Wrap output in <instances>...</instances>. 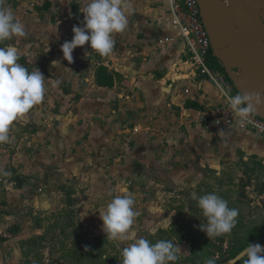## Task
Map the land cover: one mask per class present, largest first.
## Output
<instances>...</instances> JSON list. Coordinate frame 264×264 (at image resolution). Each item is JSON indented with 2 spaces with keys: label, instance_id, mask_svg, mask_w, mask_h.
<instances>
[{
  "label": "crops",
  "instance_id": "1",
  "mask_svg": "<svg viewBox=\"0 0 264 264\" xmlns=\"http://www.w3.org/2000/svg\"><path fill=\"white\" fill-rule=\"evenodd\" d=\"M18 1L21 5L14 12L15 18L25 30L39 31L52 43L53 35L72 31L75 22L84 26L85 0H77L80 7L76 21L67 8L61 13L60 7L67 6L68 0H42L50 4V10L44 12L27 7L30 0ZM35 1L38 5L41 0ZM128 3L129 26L116 38L113 53L100 57L102 65L88 67L98 57L85 55L92 51L88 43L74 49L71 64L63 60L62 52L46 57L44 65L51 71L47 73L54 78L39 70L46 79L44 98L12 125L15 131L18 124L35 127L38 137L32 143L31 162L39 166L34 162L39 160V148L49 155L52 144L59 140L62 147L67 145L66 158L74 160L72 165L81 168L86 160L93 165L96 162L92 172L100 186L109 184L101 178H110V184L115 185L130 178L140 189L161 192L179 190L210 170L227 168L240 157L264 164L263 132L202 120L211 118L214 109L224 105L222 94L210 81L189 69L172 78L175 65L188 62L190 56L179 28L172 24L170 0ZM172 38L174 41H166ZM16 39L21 53L36 46L32 41ZM54 61L60 65L52 67ZM102 66L115 77L110 88L96 83L97 70ZM83 74L84 79L92 76L90 83H84ZM56 109L59 124L53 123ZM86 132L88 140L83 137ZM88 142L95 147V154L84 151ZM66 168L62 172L69 174Z\"/></svg>",
  "mask_w": 264,
  "mask_h": 264
},
{
  "label": "rangeland",
  "instance_id": "2",
  "mask_svg": "<svg viewBox=\"0 0 264 264\" xmlns=\"http://www.w3.org/2000/svg\"><path fill=\"white\" fill-rule=\"evenodd\" d=\"M30 1H26L27 7L50 10L48 1L41 0L38 5L35 0ZM68 1L70 6L60 7L61 13H66L67 8L76 21L73 7L80 4L77 0ZM20 5L18 0H0V7L13 15ZM74 26L79 27L77 22ZM25 31L20 41H32L36 46L22 51L18 63L30 72L38 68L50 76L47 72L51 71L44 65L46 57L60 53L61 45L73 39V30L53 35V43L39 31ZM16 41L13 37L0 43V47H17ZM100 57L95 60L102 65ZM81 77L87 84L84 74ZM53 111V123L59 124V110ZM18 125L16 131L10 127L9 141L0 143V264H122V249L132 241L107 240L100 219L107 203L118 194V185L135 199L137 215L131 232L150 243L165 240L177 245L180 251L175 264H206L208 259H214L215 264L232 263L246 245L264 242V164L255 158L240 157L227 168L210 170L179 190L148 191L137 187L130 178L120 179L116 185L110 184V178H101L109 184L100 186L92 172L96 162L93 165L86 160L81 168L72 165L74 160L66 158L67 145L62 147L59 140L52 144L49 155L39 148V160L34 161L39 166L32 163V143L38 137L35 127ZM84 135L88 140V132ZM83 149L94 154L96 150L89 142ZM62 168L68 169L69 174L63 173ZM209 193L225 199L239 213L232 231L214 239H208L199 227L206 220L197 200ZM246 259L237 264H244Z\"/></svg>",
  "mask_w": 264,
  "mask_h": 264
},
{
  "label": "clouds",
  "instance_id": "3",
  "mask_svg": "<svg viewBox=\"0 0 264 264\" xmlns=\"http://www.w3.org/2000/svg\"><path fill=\"white\" fill-rule=\"evenodd\" d=\"M130 5L128 0H85L83 27H73V39L61 45L63 60L73 62L74 49L90 45L91 53L107 57L113 53L116 38L129 26ZM25 26L12 12L0 7V43L13 37H24ZM22 53L15 45L0 47V143L9 141V130L15 121L23 118L45 95V77L38 68L34 71L18 63ZM60 65L53 62L52 67ZM264 102V93H239L229 99V105L239 127H244L254 112V103ZM118 194L100 214L102 231L109 241L131 240L122 249V264H175L180 248L171 241L150 243L145 238H136L131 226L137 215L132 193L117 186ZM197 206L206 220L200 230L208 239L230 233L235 227L238 210L230 208L228 202L215 193L205 194L197 200ZM87 250V249H86ZM246 256L244 264H264V248L259 244H248L241 254ZM107 259V258H105ZM206 264H215L208 259Z\"/></svg>",
  "mask_w": 264,
  "mask_h": 264
},
{
  "label": "water",
  "instance_id": "4",
  "mask_svg": "<svg viewBox=\"0 0 264 264\" xmlns=\"http://www.w3.org/2000/svg\"><path fill=\"white\" fill-rule=\"evenodd\" d=\"M264 9V0H255ZM214 57L224 67L239 93H264V37L254 17L250 0H199ZM238 13L249 33L244 39L228 22ZM254 114L264 119V102L254 103ZM264 248V245H260ZM243 253V252H242ZM241 253V254H242ZM237 256V264L246 256Z\"/></svg>",
  "mask_w": 264,
  "mask_h": 264
},
{
  "label": "built area",
  "instance_id": "5",
  "mask_svg": "<svg viewBox=\"0 0 264 264\" xmlns=\"http://www.w3.org/2000/svg\"><path fill=\"white\" fill-rule=\"evenodd\" d=\"M170 4L172 24L179 28L180 36L184 40L187 53L190 56L188 62L175 65L172 78L177 79L181 71H186L187 69L193 71L195 74L199 73L220 91L224 99V105L215 108L211 118L202 117V120L214 125H236L241 129H251L264 133V119L254 113L251 114L250 119L245 123L244 127H239L236 123V118L230 109L229 99L239 94V92L222 65L220 67H212L208 63L209 58L211 55L214 56V54L207 29L202 19L199 0H170ZM166 41H174V39H166ZM98 64L94 60L89 63L88 67L92 66V68H96ZM87 70L90 71L92 69L87 68ZM91 78L92 76L86 77V82L90 83Z\"/></svg>",
  "mask_w": 264,
  "mask_h": 264
},
{
  "label": "bare ground",
  "instance_id": "6",
  "mask_svg": "<svg viewBox=\"0 0 264 264\" xmlns=\"http://www.w3.org/2000/svg\"><path fill=\"white\" fill-rule=\"evenodd\" d=\"M256 22L258 23L263 37H264V9L255 0H250ZM228 22L230 25L247 41H249V33L241 21L238 13H233L228 16Z\"/></svg>",
  "mask_w": 264,
  "mask_h": 264
},
{
  "label": "trees",
  "instance_id": "7",
  "mask_svg": "<svg viewBox=\"0 0 264 264\" xmlns=\"http://www.w3.org/2000/svg\"><path fill=\"white\" fill-rule=\"evenodd\" d=\"M73 12L76 16L77 19H79V11H78V6L73 7ZM208 63L212 66V67H220L221 64L220 62L213 56L211 55V57L209 58ZM115 82V77L112 73H110L108 71V69L106 67H100L97 70L96 73V83L98 86L100 87H104V88H110L114 85ZM22 184L19 183L18 184V188H21ZM256 244V243H255ZM252 245V244H251ZM248 247V245H246L239 253H237L233 259H235L241 252H243L246 248ZM232 259V258H231ZM229 260V259H228ZM228 262V261H226Z\"/></svg>",
  "mask_w": 264,
  "mask_h": 264
}]
</instances>
